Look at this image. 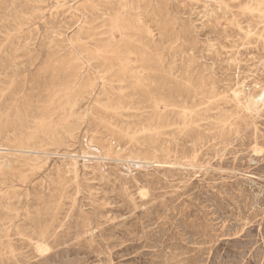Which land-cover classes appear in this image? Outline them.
<instances>
[{
	"label": "rangeland",
	"instance_id": "obj_1",
	"mask_svg": "<svg viewBox=\"0 0 264 264\" xmlns=\"http://www.w3.org/2000/svg\"><path fill=\"white\" fill-rule=\"evenodd\" d=\"M0 264H264V0H0Z\"/></svg>",
	"mask_w": 264,
	"mask_h": 264
},
{
	"label": "bare ground",
	"instance_id": "obj_2",
	"mask_svg": "<svg viewBox=\"0 0 264 264\" xmlns=\"http://www.w3.org/2000/svg\"><path fill=\"white\" fill-rule=\"evenodd\" d=\"M116 28H117V27H116ZM113 29H114V28H113ZM116 30H117V29H116ZM117 31H118V30H117ZM109 32H110V31H109ZM112 32H113V31H112ZM109 34H110V33H109ZM114 34H115V33H114ZM93 48L95 49L96 47H93ZM99 50H100V49H99ZM99 52H100V51H99ZM96 54H97V53H96ZM98 55H99V54H98ZM98 55H97V56H98ZM101 57H103V56H101ZM106 58H107V57H106ZM109 58H110V57H109ZM120 58H122V57H120ZM125 58H127V57H125ZM125 58H124V59H125ZM122 59H123V58H122ZM106 60H107V59H106ZM125 60H126V59H125ZM120 62H121V61H120ZM126 63H127V62H126ZM118 65L120 66V64H118ZM123 65H125V64L123 63ZM106 66H107V65H106ZM113 66H114V65H113ZM115 66H116V65H115ZM129 66H130V64H129ZM120 68H121V67H120ZM127 68H128V67H127ZM130 68H131V67H130ZM120 71H121V70H120ZM120 71H119V72H120ZM123 71H124V70H123ZM112 73H113V72H112ZM114 74H115V73H114ZM128 75H129V72H128ZM116 76H118V75H116ZM125 76H126V75H125ZM130 76H131V75H130ZM134 76H135V75H134ZM134 76H133V77H134ZM128 77H129V76H128ZM136 77H137V76H136ZM138 77H139V76H138ZM96 78H97V77H96ZM123 78H124V77H123ZM125 78H126V77H125ZM140 78L143 79L142 76H141ZM77 79H78V78H77ZM103 79H104V78H103ZM101 80H102V79H101ZM136 80H137V78H136ZM77 81H78V80H77ZM77 81H75V82H77ZM139 89H141V88H139ZM154 103H155V102H154ZM259 109H260V108H259ZM132 162H133V161H132ZM40 249H41V250H44L45 248H44V246L41 245V246H40Z\"/></svg>",
	"mask_w": 264,
	"mask_h": 264
}]
</instances>
